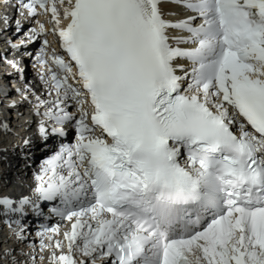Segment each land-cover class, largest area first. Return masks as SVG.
<instances>
[{"label": "snow or ice", "instance_id": "1", "mask_svg": "<svg viewBox=\"0 0 264 264\" xmlns=\"http://www.w3.org/2000/svg\"><path fill=\"white\" fill-rule=\"evenodd\" d=\"M10 28L0 128L53 146L0 264H264V0H0Z\"/></svg>", "mask_w": 264, "mask_h": 264}]
</instances>
